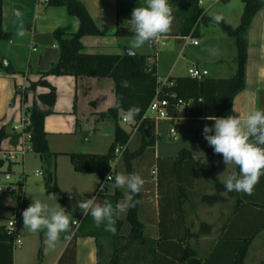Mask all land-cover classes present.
Segmentation results:
<instances>
[{"label":"crops","instance_id":"1","mask_svg":"<svg viewBox=\"0 0 264 264\" xmlns=\"http://www.w3.org/2000/svg\"><path fill=\"white\" fill-rule=\"evenodd\" d=\"M81 1L101 30V34L85 35L82 37L84 50L89 53H125V48L130 47L134 36L120 37L114 34V31L118 25L132 28L130 23L132 10L135 7L146 6L147 0ZM199 2L204 7V14L206 16L219 15L232 27L239 25L244 11V2L242 0H199ZM17 11L21 13L20 16L16 15ZM79 27L80 19L76 15L71 14L66 5L52 4L50 1L40 4L38 0H4L3 28L10 33V37L0 40V127L5 125L9 135L2 141L1 146L9 147L18 143L19 133L15 131L14 126L20 121L22 112L25 109L29 110L35 99H37L40 107L43 109L47 108L46 104L38 98V94L49 92L51 88L39 85L36 91H32L29 89V86L32 82L38 81L42 77V72L49 70L59 59L60 49L54 31L58 28H67L69 31L75 32ZM199 27L200 32L196 36L181 34L163 36L162 39L166 41V44L160 47L151 46L150 42H148L150 49H147L143 54L150 55L148 57L150 66H156L158 83L164 77L171 78L172 80L174 77L187 75V73L179 74L177 72L181 60L185 61L187 70L190 66L197 64L200 67L207 68L211 76L228 77V75L224 74L225 68L230 65V62L236 61L237 47L235 39L230 35L226 37V33L223 34L211 28L220 27L217 23L202 24ZM201 27L205 28L201 29ZM20 31H24L25 35L19 36L17 33ZM127 38L130 39L126 40ZM193 38L198 39L199 42L195 43L192 41ZM247 38L246 86L234 99L233 108L236 115L252 109L263 110L264 73L260 69L264 67V8L260 9L254 16L248 29ZM224 41H227L226 47L224 46ZM133 51L140 53L137 49ZM2 62L11 66L14 71L11 73L5 72L1 64ZM213 71L214 74H212ZM45 78L57 88V99L53 111L45 117L48 142H50L49 133L77 136L79 128L83 126V123L78 126L79 113L80 111H85L83 109L90 108V111L95 112L99 110L102 112L107 111L115 105V81L110 76L50 74ZM27 101L30 102L29 106H27ZM121 113L124 115V112ZM81 114L87 118L85 112ZM97 116L95 115V118L98 119L100 116ZM102 119H107L104 120L107 122L113 120L109 117ZM98 122L96 127H98ZM129 123L130 128L122 125L131 131L134 121ZM113 124L112 133L115 137L114 120ZM173 125L176 127L175 123ZM135 128L133 133L141 131L139 128ZM13 132L18 135L17 138H13ZM150 136L146 134V137L150 138ZM85 139H88V134H85ZM127 150L130 151V141L127 144ZM53 152L58 153L59 151ZM123 155H125V152ZM123 155L119 158L116 175L120 173ZM25 157L23 161H25ZM197 160L199 163L200 158L197 157ZM214 163L216 164L214 171L209 172L205 169V173L203 174L204 184L200 183L201 167L199 166L196 178L197 183L194 187L187 190L188 199L184 203L187 225L190 227V232L194 233L188 239L191 246L197 249L200 255H204L209 251L214 240L221 233L223 225L231 215L236 201L235 191L229 192L227 190L220 192L224 196L223 200H203V195H212L217 192V181L224 182L229 175L233 173L237 174V166H227L223 162V158H215ZM9 168L11 169V166ZM135 171L139 174V170L135 169ZM126 172L128 173L127 164ZM87 173L97 174L93 172ZM154 173L156 175L152 179L142 177L145 183L141 189V200L138 211L139 218L144 224L143 232L147 239H158L160 237L161 218L157 170L154 169ZM110 182H112V187ZM18 184L16 187H7V190L10 192L23 191V182H19ZM20 185L21 187L16 189ZM12 188L14 190H11ZM105 188L103 192L109 196L107 201L109 202L111 201L110 199L114 198V201L110 202L113 207L124 199L126 189L115 187V179L109 181ZM117 194L118 196H116ZM99 199L101 200L99 202H104L106 200L105 194L100 195ZM17 204L14 199H9L5 202L9 216L13 207ZM29 205V201L26 199V203H23V208L26 209ZM128 213L129 209L116 218L115 234L106 231L103 224L98 226V230L95 231L89 224L86 225L89 216L85 218L86 215L82 213L78 217L80 224L75 225L73 223L68 231L60 233V238L54 249L46 252V245L42 250L36 246L35 242L30 243V246L26 249L22 248L18 252L15 251V248L23 247V244L14 247V264H60L63 252L74 236H76V264H107L113 251V241H128L130 238L131 223L128 219ZM8 215L7 219L9 218ZM99 228L104 232L102 236L98 233L100 231ZM259 234L255 240L264 237V234L260 236ZM254 241L253 244L255 243ZM135 244L136 242L131 243L128 246L130 247L128 251L126 250L122 253L121 264H129L133 261L132 251L136 247ZM106 245H108V248L111 247L112 251H109L104 256ZM145 252V245H142L139 264H147V261L151 257L150 255L142 257Z\"/></svg>","mask_w":264,"mask_h":264},{"label":"trees","instance_id":"2","mask_svg":"<svg viewBox=\"0 0 264 264\" xmlns=\"http://www.w3.org/2000/svg\"><path fill=\"white\" fill-rule=\"evenodd\" d=\"M244 11L237 27H232L222 19L214 21V16H206L204 7L199 0H168L173 9L174 21L171 31L166 35L181 34L196 36L200 32V25L217 23L225 33L235 39L237 54L235 60L237 69L228 77H214L208 75L203 79L193 78L190 75L174 77L173 85L165 88L166 95L173 106L170 112L180 118L201 119L205 124L211 126L213 121L205 119L208 116L227 117L236 115L233 103L235 97L244 90L246 86V70L248 61V29L256 13L264 8V0H242ZM3 2L0 0V40L9 38L10 33L3 28ZM52 4L66 5L69 12L80 19V27L72 32L67 28H58L54 35L58 40L60 56L56 63L42 72V77L32 82L29 89L36 91L39 85L49 86L51 90L38 94V98L46 104L47 108L39 106L37 99L29 107L32 117L33 150L38 152L49 163L50 175L46 179V187L53 193L60 195L61 190L57 184L55 174L56 158L58 153L51 151L45 129V117L53 111L57 99V88L45 77L50 74L75 76H110L115 81L116 102L107 111L99 113L101 118H112L115 122V142L107 153L80 152L72 153L74 168L80 172H93L100 175V183L95 191L97 201L99 196L108 194L102 190V183L112 167L115 147L118 144H128L138 121H140L152 99L156 94L158 85V74L156 66H150L148 57L150 55L128 52L116 53H89L84 50L82 37L85 35L101 34V30L95 20L84 6L81 0H50ZM117 36H134L131 27L118 25L114 31ZM5 72L14 70L11 66L1 63ZM171 79V78H170ZM130 82L129 88L121 86V81ZM183 99L184 104H178ZM119 101L120 107L116 106ZM203 103H200V102ZM138 106L140 115L134 120L133 129L127 130L122 124L124 112L131 106ZM264 110V101H262ZM155 121L145 119L139 129L146 137L145 129L150 128L153 137ZM9 135L7 127H0V146L2 141ZM13 132V138H17ZM203 136V134H202ZM144 144L137 151L125 150V159L128 174L136 173L132 160L140 155L145 149ZM206 158L201 163L207 165L208 171H214L215 158L222 155L215 154L213 148L206 141ZM0 165L3 162L0 161ZM197 157L187 148L181 149L177 156H159L157 164V187L160 204V237L158 239H147L144 235V224L141 222L138 211V203L134 208H129L128 219L131 223V233L128 241H113V251L107 264H121L122 253L128 251L130 244L136 242L132 251V262L139 264L141 258V246L145 245V254L151 257L147 264H245L246 256L250 246L259 232L264 229V176L255 186L252 195L243 192H235L236 201L233 211L227 222L223 225L219 236L214 240L209 251L200 255L189 241L190 232L187 225V216L184 203L188 199L189 188L197 183V171L199 168ZM237 174L239 168L237 167ZM116 176V173H115ZM115 179V177H114ZM217 192L203 195V200H223L220 192L226 190L223 181H217ZM17 187L16 189H19ZM11 190H14L12 188ZM118 196V194L116 195ZM141 200V192L134 197ZM20 201V199H19ZM90 214L86 215L89 216ZM205 226V225H203ZM118 235V234H117ZM101 250V248H100ZM101 260V252H100ZM0 264H14L13 235L7 231L5 225H0ZM60 264H76V236L72 238L63 252Z\"/></svg>","mask_w":264,"mask_h":264},{"label":"rangeland","instance_id":"3","mask_svg":"<svg viewBox=\"0 0 264 264\" xmlns=\"http://www.w3.org/2000/svg\"><path fill=\"white\" fill-rule=\"evenodd\" d=\"M204 28L205 27H201V29ZM211 28L225 34L222 27ZM225 36L229 37L227 33ZM128 39L130 38H127L126 40ZM226 45L227 41H224V46L226 47ZM147 49H150L148 42L137 50L140 51V53H144ZM236 69L237 62H230V65L226 66L224 74L229 76L233 72L235 73ZM177 72L179 74H188L184 60L180 61ZM212 74H214V71ZM29 105L30 102L27 101V106ZM83 110L85 111H80L79 113L80 118L78 121V126L82 123L83 126L79 128L77 136L49 133V147L51 151H59L56 160V176L57 184L61 193L60 195L56 194L58 197L57 203L68 212L73 221L78 219L82 214L77 206V201L86 200L95 196V190L101 179L98 174L83 173L75 170L71 154L74 152L107 153L111 145L115 142V137L112 133L114 128L113 120H109L111 122L104 121L107 119L103 120L99 117V113L101 112L99 110L95 112L90 111V108ZM82 112L86 113L87 118L84 117L85 115L81 114ZM75 113L77 114V112ZM95 115H98L97 117L99 118H95ZM121 115H123V113H121ZM97 121H99L98 127H96ZM174 123L176 125L177 137L172 136L170 129ZM121 124L130 128L129 122L121 120ZM204 126L205 121L201 119L179 118L175 121L164 119L156 122L155 132L152 138L147 137L145 139L142 131L137 133L134 132L130 140V151H137L143 144L145 145V149L141 154L134 157L133 163L135 169L139 170L141 177L152 179L156 175L154 169L157 170L158 157L177 156L183 148L190 150L194 155L200 158L199 163H202L207 154L206 140L202 136ZM85 134H88V139H85ZM122 160L120 173L128 174L126 172V164H124L126 162L124 155L122 156ZM9 166H11V169ZM199 166L201 167L200 183L204 184L205 180L203 179V174L205 173V169L208 170L209 167L207 165L201 166V164ZM37 169L42 171L41 174L36 173ZM50 169L51 167L49 166V163L34 150L27 153L25 161L20 157V160L17 162H4V164L0 166V186L3 187V189L0 190V225L5 222L7 223L8 209L5 206V202L9 199H14L18 204H20L19 199H23L24 204L26 203V199L29 201V204L32 203L33 199H40L42 202L49 203L50 205L56 203V201H49L47 199V195L53 193L45 185V181L50 175ZM8 170L11 171V179L9 180L6 178ZM16 182H23V191H8L7 187H16ZM108 183L109 182L106 183V186ZM110 183L112 187V182ZM110 200L111 201L109 202H112L114 201V198ZM24 209L25 208H23L22 211ZM6 223L4 225H6ZM87 224H89V226L95 231L98 230V226L91 215H89L86 221V225ZM99 230L98 233L102 236L104 232L101 228H99ZM19 232L23 247H16V252L21 251L22 248L26 249L32 242H35L36 246L43 250L45 246L46 230H41L37 233L30 232L28 229L23 228L21 216ZM261 234H264V230L259 236ZM254 242L255 243H252V246L248 251L245 264H264V237H260V239L255 240ZM109 251L111 252L112 248H108V245H106L104 256H106V253Z\"/></svg>","mask_w":264,"mask_h":264},{"label":"clouds","instance_id":"4","mask_svg":"<svg viewBox=\"0 0 264 264\" xmlns=\"http://www.w3.org/2000/svg\"><path fill=\"white\" fill-rule=\"evenodd\" d=\"M16 15L20 16L21 13L17 11ZM213 19L220 22L222 17L216 15ZM173 21V9L168 0H147L146 6L135 7L130 20L134 37L129 51L142 47L146 42L161 39L171 31ZM17 34L22 37L25 32ZM260 71L264 73V67ZM121 86L129 88L131 85L124 80ZM116 106L120 107L119 101ZM140 111L138 106L133 105L125 111L123 119L132 122L140 115ZM205 119L213 123L211 126L205 124L203 138L215 154L222 155L227 166L235 165L239 168V174L233 173L224 181L226 190L252 195L261 176H264V110L252 109L238 115L208 116ZM112 178L109 174L107 180ZM144 183V179L137 173H118L115 176V187L126 191L124 199L115 207L107 200L98 202L95 196L78 200L77 206L83 214H90L97 226L103 224L106 231L115 234L116 218L140 203L134 197L141 192ZM47 199L56 203L50 205L40 199H33L21 213L23 228L32 233L46 230V252L55 248L60 233L68 231L74 223L68 212L57 203L55 193L48 194Z\"/></svg>","mask_w":264,"mask_h":264},{"label":"built area","instance_id":"5","mask_svg":"<svg viewBox=\"0 0 264 264\" xmlns=\"http://www.w3.org/2000/svg\"><path fill=\"white\" fill-rule=\"evenodd\" d=\"M38 1L41 4L44 2H48L50 0H38ZM192 41H194L195 43L199 42V40L195 38H193ZM149 42L150 45L154 47H160L161 45L166 44V41L163 40L162 37L158 41H149ZM188 75H190L193 78L203 79L209 75V70L207 68L200 67L199 65L194 64L189 67ZM173 84L174 81L171 80L170 78H164L161 81H159L156 89V94L152 99V101L150 102L144 117L137 122L135 129H138L145 119H151L154 120L155 122L164 119H169V120L179 119V116H174L170 112L173 104L171 103L170 99L163 94L165 88ZM180 103L184 104L183 99H180L178 101V104ZM14 127H15V131L19 133L18 143L9 147L1 146L0 161L14 163L20 160V157L24 158L29 151L33 150V141H32L33 130H32L31 111L25 109L20 116V121L17 124H15ZM170 129L172 136L176 137L177 136L176 127L173 125ZM126 148H127V144H118L115 147L114 157L112 159V167L109 173L107 174V176L105 177V179L103 180L102 190L106 189L105 187L107 182L114 180L119 158L121 155H123ZM36 172L41 173V171L39 170H37ZM109 174H111L113 177L111 180H107ZM6 178L8 180L11 179L10 170L7 171ZM18 183L19 182H16L15 185L18 186L19 185ZM2 189L3 187L0 186V190ZM22 209H23V199H20V204H17L13 207L11 215L9 216L6 223L7 231L13 235L14 247L22 245V240L19 232V224H20ZM74 224L79 225L80 219L74 220Z\"/></svg>","mask_w":264,"mask_h":264},{"label":"water","instance_id":"6","mask_svg":"<svg viewBox=\"0 0 264 264\" xmlns=\"http://www.w3.org/2000/svg\"><path fill=\"white\" fill-rule=\"evenodd\" d=\"M125 51H126V53L130 52V51H129V48H127V47L125 48ZM145 132H146L147 136H150L151 133H150V128H149V127H147V128L145 129Z\"/></svg>","mask_w":264,"mask_h":264}]
</instances>
